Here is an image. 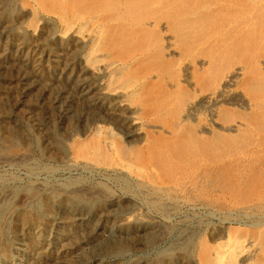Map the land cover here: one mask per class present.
Listing matches in <instances>:
<instances>
[{
    "label": "bare ground",
    "instance_id": "obj_1",
    "mask_svg": "<svg viewBox=\"0 0 264 264\" xmlns=\"http://www.w3.org/2000/svg\"><path fill=\"white\" fill-rule=\"evenodd\" d=\"M36 1L40 11L34 15L26 6L24 17L13 30L35 35L41 24H53L54 30L42 36L55 45L45 50L46 44L41 42L35 57L41 60L44 56L55 78L64 83L69 77L72 80L67 88L59 85L53 92L58 116L62 120L70 118L68 99L80 101L83 109L76 115L74 125L62 124L52 134L47 121L27 115L39 145H50L57 151L55 160L35 161L30 150L17 152L11 158L0 156V169L8 167L16 172L21 167L28 181L27 186L15 187L13 180L1 177L0 264H264V213L258 220L243 211L232 212L234 217L228 218L229 213L205 202L204 187L214 192L216 185L211 179L202 187L204 178L199 176L198 165L201 154L213 149L212 143L189 129L186 135L182 128L178 132L177 119L161 130L168 136H155L154 130L160 128L139 114V103L152 93L137 85L142 66L133 58L127 34L107 28L106 22L93 12L105 0ZM4 5L0 0V9ZM4 31L1 24L0 39L6 35ZM20 34H13L15 41L9 49L23 63ZM6 57L7 51L1 48L0 65ZM30 79L22 76L23 89L30 90ZM231 79L230 75L226 81ZM220 92L226 90L208 92L204 104L200 108L191 105L181 119L195 120L205 112L214 123V102L224 94ZM92 107L98 108L91 112ZM109 108L114 112L107 114ZM11 125L18 126L15 120ZM13 139L10 142L19 145L17 137ZM25 142L31 148L33 142ZM210 160L207 162L212 163ZM52 161L59 169L56 173L48 171ZM68 177L82 180L63 184ZM256 193L254 197L264 196L260 189H252L251 194ZM18 194L22 196L15 203ZM242 194L230 193L234 207L245 203ZM96 202L101 208L93 210ZM28 214L32 222L24 225L20 218ZM177 229L181 230L176 234ZM167 241L166 252L150 261V251Z\"/></svg>",
    "mask_w": 264,
    "mask_h": 264
},
{
    "label": "rangeland",
    "instance_id": "obj_2",
    "mask_svg": "<svg viewBox=\"0 0 264 264\" xmlns=\"http://www.w3.org/2000/svg\"><path fill=\"white\" fill-rule=\"evenodd\" d=\"M24 1L3 0L5 5L0 9V25L4 24L3 33H6L0 39V49L4 48L7 51V57L0 65V156L11 158L17 152L26 153L30 150L34 153L35 161H46L48 158L55 160L58 156L57 151L50 145L49 149L39 145L38 139H35L37 135L27 121L28 117L47 121V124L52 126L50 131L52 134L62 124L70 127L74 125L76 115L82 112L83 105L80 101L68 99L70 118L62 120L58 116L53 102V92L61 85L67 88V85L70 86L68 82L72 83V80L69 77L67 83H64L55 78L52 66L44 56L41 60L35 57L37 54L34 52L41 42H45V50L55 45L44 41L42 36L54 30L52 23L41 24L35 35L13 30L17 21L24 17L26 6L31 7L34 15L40 11L36 0L29 1L28 5L24 4ZM93 12H97L106 22L107 28L117 31L118 34H127L129 37L128 47L132 50L134 60L142 66L137 85L152 93L151 97L139 103V114L150 124L160 128L154 130V135L168 136L161 130L165 129L164 125L168 122L177 119L178 132L183 129L181 132L186 135L189 129L198 132L196 134L202 136L201 139H207L208 144L212 143L213 149L208 148L201 154L202 161L198 165L199 176L201 179L204 178L202 187L211 179L216 185L214 192L204 187V191H207L204 195L205 202L207 200L206 203H210L216 209L225 214L229 213L228 216L226 214L228 218L234 217L232 212L243 211L251 214L249 216H253L254 220L257 217L262 219L264 196L254 197L258 193L253 195L251 191L257 188L264 192V0H105L104 4ZM97 14L92 15L98 18ZM30 19L33 21L34 18L30 16ZM13 34H20L19 40H22L23 47L19 55L25 59L23 63L18 61L16 52L9 49L15 41ZM239 68H242V71L234 73ZM23 75L31 78L28 84L30 90L23 89ZM230 75L231 81H226ZM222 88L226 92H220L221 95L224 94L214 102L216 105L214 123H210L209 115L205 112L204 116L201 115L195 120L181 119L191 105L200 108L208 92L218 93ZM26 91L28 93L24 94ZM96 108L98 107H92L91 112ZM109 110L111 109L107 110V114L114 112ZM11 120H15L18 126L12 127ZM203 126L204 129L201 128ZM16 137L19 145L10 142ZM25 139L33 142L31 148L26 146ZM208 158L212 163L207 162ZM49 166L48 171L56 173L58 167L53 161ZM1 169V190L3 188L1 177L4 176L14 181L12 186L28 185L21 167L16 172L8 167ZM80 180H82L80 177H68L63 180V184L68 185ZM231 180L235 183L233 184ZM217 183H220V187ZM98 186L101 187L100 184ZM234 189H237L239 194L243 192L246 205L234 207L230 197L231 192L237 193ZM246 194H249L247 198ZM21 196L18 194L15 203L19 202ZM246 199L249 202L246 203ZM41 207L43 208L42 205ZM100 208L99 202L92 207L93 210ZM43 209L46 212V207ZM20 221L28 225L32 222V217L28 214L21 217ZM10 227H13L12 223ZM178 230L176 234L180 233L181 229ZM168 242L153 248L147 258L150 261L159 259L166 252L164 248H167Z\"/></svg>",
    "mask_w": 264,
    "mask_h": 264
}]
</instances>
